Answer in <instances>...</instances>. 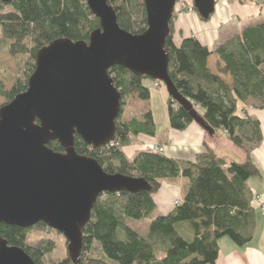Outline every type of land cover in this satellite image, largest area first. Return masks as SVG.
Returning <instances> with one entry per match:
<instances>
[{
  "label": "trees",
  "instance_id": "1",
  "mask_svg": "<svg viewBox=\"0 0 264 264\" xmlns=\"http://www.w3.org/2000/svg\"><path fill=\"white\" fill-rule=\"evenodd\" d=\"M251 1L264 4V0ZM108 4L122 30L133 35L146 31L143 0H108ZM5 7L8 10L3 12ZM193 9L196 12L194 6ZM172 24L173 20L164 47L169 56L167 73L171 83L195 106L196 115L212 128L213 136L220 138L225 132L226 140L246 158L242 163L229 161L204 143L203 151L194 161L174 159L151 149L128 159L123 149L140 135L154 137L155 127L150 111L121 121L123 106L132 96L147 103L151 95L146 82L156 81L136 76L123 67L110 68L108 75L121 96L122 107L115 123L114 141L95 149L74 135V152L92 158L110 175L142 179L151 190L101 195L93 205L89 222L83 227L78 262L73 263L67 255L62 261H49V264H214L219 240L226 237L240 247L252 240L256 220L249 181L260 176V169L252 161L251 153L261 143L262 133L257 119L246 113L239 116L236 112L238 102H250L251 107L263 109L264 23L248 26L237 36L216 45L214 50L195 37H184L176 44ZM98 28L99 21L89 11L85 0L0 3V37L5 40L10 56L16 58L19 69L11 89L2 91L7 102L25 91L38 51L57 39L86 43ZM212 55L219 59L217 74L208 67L207 59ZM227 77L232 80L229 85L222 79ZM166 104L172 130L184 131L193 123L189 110L175 105L168 96ZM47 146L56 154L64 153L60 143L51 141ZM179 179L187 182L180 204L165 215H156L153 195L164 183L170 181L175 185ZM148 220L145 236L128 226L129 221ZM51 231L43 223L29 229L0 224V239L22 249L33 263L45 264L43 259L52 254L56 243L45 236L34 238L32 234ZM65 244L67 247V242Z\"/></svg>",
  "mask_w": 264,
  "mask_h": 264
},
{
  "label": "water",
  "instance_id": "2",
  "mask_svg": "<svg viewBox=\"0 0 264 264\" xmlns=\"http://www.w3.org/2000/svg\"><path fill=\"white\" fill-rule=\"evenodd\" d=\"M85 1L99 28L86 43L57 39L38 51L25 91L0 108V224L29 229L43 223L65 238L73 263L82 253V230L101 195L151 190L142 179L110 175L92 158L74 152V135L95 149L114 141L122 107L110 68L123 67L163 84L168 98L213 135L167 73L164 47L176 0H143L147 25L140 35L119 27L108 0ZM214 4L192 0L203 20L214 13ZM51 141L60 143L64 153L52 152ZM0 264L35 263L0 239Z\"/></svg>",
  "mask_w": 264,
  "mask_h": 264
},
{
  "label": "crops",
  "instance_id": "3",
  "mask_svg": "<svg viewBox=\"0 0 264 264\" xmlns=\"http://www.w3.org/2000/svg\"><path fill=\"white\" fill-rule=\"evenodd\" d=\"M185 1L192 4V0ZM214 5V13L209 20H202L197 12H193V14L182 12L174 18L172 28L174 29L173 40L175 43H180L184 37H195L202 45L214 50L216 45L237 36L248 26L256 25L260 22L264 23V4L257 5L251 0L243 3H240L239 0H215ZM207 60L210 71L217 74L216 66L219 59L212 55ZM220 65L222 66L221 62ZM222 79L228 85L232 82L229 77ZM147 85L150 88L152 87L150 83ZM163 91L164 93L150 91V94H158L164 101L166 105L164 116L167 123L168 105L166 104V96L168 95L165 92V88ZM130 99L128 100H134V102L132 101L133 104L136 103L137 105H141L142 108H145L143 112L150 111L154 121V111L149 106L150 100L145 103L134 97ZM144 103L146 105L148 104V106H143ZM238 108L239 111L237 113L239 116L246 113L251 118L253 117L258 120L262 133L260 145L255 146L251 153V156H255L256 166L260 169V176H256L255 179L249 181V188H251L252 195L255 199L253 202L256 227L252 240L246 246H235L226 237L219 240L218 258L214 264H264V212L259 207L261 203H264V110H258L253 106L246 108L243 102L238 104ZM161 133L162 140L159 142L149 140L145 137L146 135H140L135 139L138 140L137 144L163 147L165 149V155L173 157L174 159L194 161V157L203 151L204 143L212 147L219 157H225L229 161L233 160L242 163L246 158L241 150L228 143L224 138L216 139L213 135H207L200 125L191 123L184 131L176 132L170 128L166 135L164 130ZM135 145L136 143L134 144L133 142L131 146L123 149L127 158L134 157L135 151L140 150ZM183 188L184 182L182 179H179L178 184L175 185L170 181L163 184L161 192H163L165 197L159 202L161 203L160 208L163 212H159L158 214L165 215L170 212L174 207V201L182 199L184 194ZM156 204L159 207V204Z\"/></svg>",
  "mask_w": 264,
  "mask_h": 264
},
{
  "label": "rangeland",
  "instance_id": "4",
  "mask_svg": "<svg viewBox=\"0 0 264 264\" xmlns=\"http://www.w3.org/2000/svg\"><path fill=\"white\" fill-rule=\"evenodd\" d=\"M181 6H183V7H181ZM176 7L177 8H176V11H175L173 18H176L182 12L183 13H190V14H193V12H195L192 4L187 3L185 0H176ZM7 10L8 9L5 7V8H3L2 11L6 12ZM206 20H209V19H206ZM18 72H19V69H18L16 58H14L13 56H10V54L8 53L7 47H6L5 40L2 37H0V108L4 105H7V103H8L6 98L2 95V91L8 92L11 89L14 78L16 77ZM154 83L152 84L150 91H152V92L156 91L158 93H164V91H163L164 88L162 87L163 84L159 83L161 85H159V87H155ZM150 95H151V97H150V103H149L150 105L149 106L151 107L152 111H154V127L156 128V134H155V137H150V136H145V137L148 138L149 140L159 142L160 140H162L161 131L164 130V133L166 135L168 130L170 129L168 127L169 124H168V122L166 123V118L164 116V113L166 111V105H165L164 101L162 100V98L158 94L154 95L151 93ZM132 97H134V96H132ZM132 97H130V98H132ZM130 98H128V99H130ZM130 100H127V103L123 106L122 113L120 116L121 121L130 120L133 117H140L141 114H143V109H145V108H142L141 105H137L136 103L133 104L134 100H132L133 102ZM239 103L240 102H238V104ZM143 106H148V104L146 105L144 103ZM244 106L246 108H249V106H251V103L250 102L244 103ZM263 110H264V105H263V109L261 111H263ZM238 111H239V108L237 105V112ZM199 112H200V110L198 109L197 113H199ZM193 124H196V123L193 121ZM221 135L222 136L220 138H216V139L224 138L226 140L225 132H222ZM226 141L228 142V140H226ZM133 142H134V144L136 143V145H135L136 148L140 149V150L135 151L136 153L134 154V157L136 154L144 151L145 149H150V148L156 147V146H152V145L151 146H149V145L144 146L141 144H137L138 140L135 138H134ZM259 145H260V143H259ZM164 154H165V152H164ZM131 158H132V156H131ZM131 158H128V159H131ZM252 161L256 164L255 156H252ZM182 181L184 182L183 191L185 193L187 182L185 180H182ZM162 186L159 188L158 193L153 195L155 202L159 204V207H157V214L155 213L156 215H158L159 212H163L160 208L161 203H159L160 200L164 199V197H165L163 192H161ZM180 200L181 199L175 200L174 202L175 203H176V201L180 202ZM253 200H255L254 197H253ZM175 203H174V206H175ZM148 223H149V220L146 222H143V223L142 222L137 223V222L129 221L128 226H130L135 231L138 230L142 236H145L147 234V231H148ZM32 235H34V238H36V237L38 238L40 236H45V237L52 239L56 243L55 249L53 250L52 254L46 256L43 259V263L49 264L48 263L49 261L59 262V261H62L63 259H65L67 257L68 253L66 251V244H65L66 240L63 236H61L56 231L53 230L50 233L49 232L48 233H35L34 232Z\"/></svg>",
  "mask_w": 264,
  "mask_h": 264
},
{
  "label": "built area",
  "instance_id": "5",
  "mask_svg": "<svg viewBox=\"0 0 264 264\" xmlns=\"http://www.w3.org/2000/svg\"><path fill=\"white\" fill-rule=\"evenodd\" d=\"M181 7H183V6H181ZM176 5H175V11H176ZM191 12V11H190ZM111 77V76H110ZM112 78V77H111ZM155 84V87H159V85H161V84H159V82H155L154 83ZM112 144V143H111ZM111 144H109V145H111ZM151 150H154V151H158V152H160V153H164L165 152V150L162 148V147H159V146H156V147H154V148H150ZM180 204V202L179 201H176V203H175V205H179ZM260 209L264 212V203H261L260 204Z\"/></svg>",
  "mask_w": 264,
  "mask_h": 264
},
{
  "label": "bare ground",
  "instance_id": "6",
  "mask_svg": "<svg viewBox=\"0 0 264 264\" xmlns=\"http://www.w3.org/2000/svg\"><path fill=\"white\" fill-rule=\"evenodd\" d=\"M162 87L165 88L164 86H162ZM162 87H161V88H162Z\"/></svg>",
  "mask_w": 264,
  "mask_h": 264
}]
</instances>
